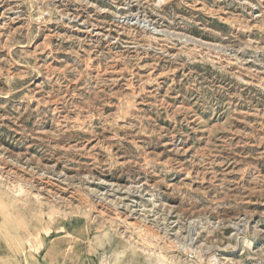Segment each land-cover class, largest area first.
<instances>
[{
  "label": "rangeland",
  "instance_id": "rangeland-1",
  "mask_svg": "<svg viewBox=\"0 0 264 264\" xmlns=\"http://www.w3.org/2000/svg\"><path fill=\"white\" fill-rule=\"evenodd\" d=\"M0 264H264V0H0Z\"/></svg>",
  "mask_w": 264,
  "mask_h": 264
}]
</instances>
